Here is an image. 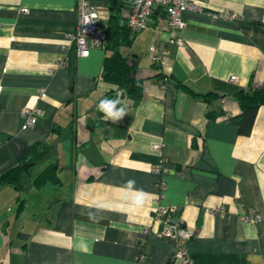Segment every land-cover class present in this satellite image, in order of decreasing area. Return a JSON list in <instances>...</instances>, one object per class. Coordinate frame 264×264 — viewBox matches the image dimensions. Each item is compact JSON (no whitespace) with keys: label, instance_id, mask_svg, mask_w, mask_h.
Listing matches in <instances>:
<instances>
[{"label":"crops","instance_id":"0c3cea01","mask_svg":"<svg viewBox=\"0 0 264 264\" xmlns=\"http://www.w3.org/2000/svg\"><path fill=\"white\" fill-rule=\"evenodd\" d=\"M92 1L109 26L108 1ZM194 3L175 39L162 11L130 30L120 51L142 81L133 105L98 79L104 49L75 53L77 0H0V174L48 142L61 181L0 185V264H185L159 236L156 198L193 232L187 264H264V105L250 134L235 121V93L264 88V0ZM151 45L166 62H150ZM111 90L127 112L116 123L97 112ZM36 108V125L22 128Z\"/></svg>","mask_w":264,"mask_h":264},{"label":"trees","instance_id":"16d2710c","mask_svg":"<svg viewBox=\"0 0 264 264\" xmlns=\"http://www.w3.org/2000/svg\"><path fill=\"white\" fill-rule=\"evenodd\" d=\"M121 2L123 0H108L107 2L110 12V25L103 26L101 24L106 36L103 48L106 55L103 63H101L102 69L98 79L122 91L135 105L142 97V81L134 76L135 63L133 60L120 51L122 46L128 45L130 35L126 20H122L118 15L120 14ZM113 94L114 91L112 90L107 92L101 101L111 98ZM199 96L209 99L214 95L207 93ZM235 99L240 108V114L235 120L239 126L238 130L242 135H248L251 132L250 129H252L257 109L264 105V88H249L238 91L235 93ZM98 105L97 112L100 113ZM55 149L56 146L52 143H35L31 146L28 156L21 163L0 174V185L12 186L19 191H24L30 187L40 188L48 183L59 187L61 181L57 174L58 159ZM36 168L40 170L34 174ZM22 204L23 201L20 199L18 208H21Z\"/></svg>","mask_w":264,"mask_h":264},{"label":"built area","instance_id":"2783aa9c","mask_svg":"<svg viewBox=\"0 0 264 264\" xmlns=\"http://www.w3.org/2000/svg\"><path fill=\"white\" fill-rule=\"evenodd\" d=\"M108 1V0H107ZM129 5L126 22L133 32L147 28L154 12L161 10L167 19V29L171 32L172 39H175L177 32L185 27L183 10H195L197 6L194 0H125ZM77 23L76 30L71 34V41L75 46V53L78 56L86 57L93 47L104 48L106 36L101 28L98 7L92 0H77ZM22 12H27V8H21ZM222 17H235L236 14L222 13ZM150 62L162 64L166 62L167 50L159 49L154 45L149 47ZM230 81H235L236 76H231ZM40 113L38 108L23 110L24 124L22 128H29L36 125V116ZM162 186L164 183L162 182ZM153 217L160 224L159 236L169 241L174 248L175 259L188 262L187 244L193 237V232L186 228L185 222L178 210L172 206H159L156 198ZM255 216L254 219H257ZM142 258V256H140Z\"/></svg>","mask_w":264,"mask_h":264},{"label":"clouds","instance_id":"9594fccd","mask_svg":"<svg viewBox=\"0 0 264 264\" xmlns=\"http://www.w3.org/2000/svg\"><path fill=\"white\" fill-rule=\"evenodd\" d=\"M119 101L118 100H112V99H104L102 100L98 105V110L104 114L105 119L116 123L120 121L127 112L123 107H117ZM135 186V180L129 179L126 182V188L128 190H134ZM138 194L136 195L134 199V203L136 205H140L144 202L145 193H143V190H135Z\"/></svg>","mask_w":264,"mask_h":264}]
</instances>
